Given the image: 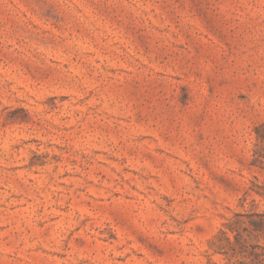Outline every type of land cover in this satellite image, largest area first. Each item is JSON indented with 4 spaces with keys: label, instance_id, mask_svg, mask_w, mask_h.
Segmentation results:
<instances>
[{
    "label": "rangeland",
    "instance_id": "374dc122",
    "mask_svg": "<svg viewBox=\"0 0 264 264\" xmlns=\"http://www.w3.org/2000/svg\"><path fill=\"white\" fill-rule=\"evenodd\" d=\"M0 264H264V0H0Z\"/></svg>",
    "mask_w": 264,
    "mask_h": 264
}]
</instances>
